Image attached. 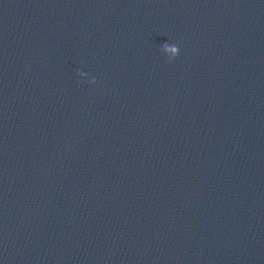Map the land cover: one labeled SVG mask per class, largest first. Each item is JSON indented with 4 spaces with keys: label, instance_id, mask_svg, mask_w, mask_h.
<instances>
[{
    "label": "clouds",
    "instance_id": "9594fccd",
    "mask_svg": "<svg viewBox=\"0 0 264 264\" xmlns=\"http://www.w3.org/2000/svg\"><path fill=\"white\" fill-rule=\"evenodd\" d=\"M162 51L167 54L169 61L175 59V57L179 54L178 46L169 45L168 43L162 45ZM79 75H84V73H79Z\"/></svg>",
    "mask_w": 264,
    "mask_h": 264
}]
</instances>
